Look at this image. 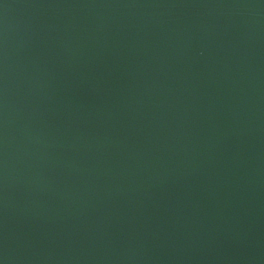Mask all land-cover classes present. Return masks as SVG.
<instances>
[{"label":"water","instance_id":"1","mask_svg":"<svg viewBox=\"0 0 264 264\" xmlns=\"http://www.w3.org/2000/svg\"><path fill=\"white\" fill-rule=\"evenodd\" d=\"M0 264H264V0H0Z\"/></svg>","mask_w":264,"mask_h":264}]
</instances>
